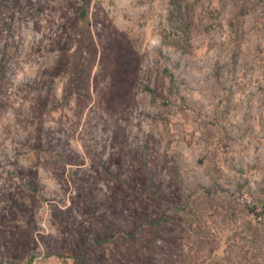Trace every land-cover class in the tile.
Wrapping results in <instances>:
<instances>
[{
    "label": "rangeland",
    "instance_id": "rangeland-1",
    "mask_svg": "<svg viewBox=\"0 0 264 264\" xmlns=\"http://www.w3.org/2000/svg\"><path fill=\"white\" fill-rule=\"evenodd\" d=\"M180 1L0 0V264H264V0Z\"/></svg>",
    "mask_w": 264,
    "mask_h": 264
},
{
    "label": "trees",
    "instance_id": "trees-1",
    "mask_svg": "<svg viewBox=\"0 0 264 264\" xmlns=\"http://www.w3.org/2000/svg\"><path fill=\"white\" fill-rule=\"evenodd\" d=\"M171 5H172V20L174 22H176L177 24H180V28L182 31V26L184 25V23L186 22V19L183 16V9H182V4L180 0H171ZM185 29V28H184ZM32 259H30L28 264H31Z\"/></svg>",
    "mask_w": 264,
    "mask_h": 264
}]
</instances>
